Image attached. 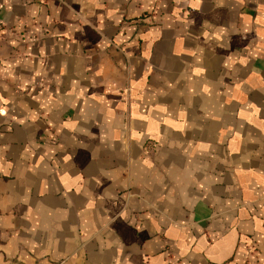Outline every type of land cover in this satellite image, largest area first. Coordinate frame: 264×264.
Segmentation results:
<instances>
[{"label":"crops","instance_id":"1","mask_svg":"<svg viewBox=\"0 0 264 264\" xmlns=\"http://www.w3.org/2000/svg\"><path fill=\"white\" fill-rule=\"evenodd\" d=\"M0 21V264H264V0Z\"/></svg>","mask_w":264,"mask_h":264},{"label":"built area","instance_id":"2","mask_svg":"<svg viewBox=\"0 0 264 264\" xmlns=\"http://www.w3.org/2000/svg\"><path fill=\"white\" fill-rule=\"evenodd\" d=\"M2 30V28H1V21H0V39H1V31Z\"/></svg>","mask_w":264,"mask_h":264}]
</instances>
